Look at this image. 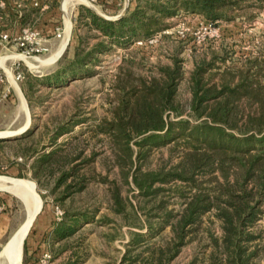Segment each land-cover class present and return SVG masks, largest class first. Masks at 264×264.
Instances as JSON below:
<instances>
[{"label":"trees","instance_id":"obj_1","mask_svg":"<svg viewBox=\"0 0 264 264\" xmlns=\"http://www.w3.org/2000/svg\"><path fill=\"white\" fill-rule=\"evenodd\" d=\"M137 1L135 8L129 7L118 19H107L92 8H84L87 25L98 30L102 40L87 49L80 37L75 56L54 81L91 74L100 62L99 53L112 45L149 39L166 29V20L180 12L206 21L228 22L245 8L264 3ZM111 9H116L114 4ZM123 62L113 84L115 97L111 99L109 115L90 126L94 137L105 136L102 140L109 144L122 184L134 186L138 191L135 197L140 199L137 206L132 198L123 195L122 185L114 184L112 188L113 212L133 219L127 222L131 240L123 264H172L182 248L195 239L208 213L217 217L222 229L221 238L210 233L214 246L210 264H261L256 259L263 249L255 244L260 234L254 226L264 215V57L250 62L246 71L233 73L229 82H215L213 77L205 76L214 62L198 64L189 79L192 97L188 105L179 100V84L184 79L181 60L156 66L149 75L135 71L134 58H124ZM244 99L256 106L247 116L239 106ZM78 124L79 120L60 125L52 138L54 147L48 152L39 153L34 132L16 139V153L36 156L33 177L40 183H53L51 191L60 193L56 199L62 204L87 188L85 168L98 155L95 150L88 155L84 148H70L68 143L59 142V137ZM23 141L29 144L24 146ZM163 147L168 148L169 159L157 168L143 169L152 150ZM176 155L179 160L172 162ZM175 201L179 202L178 208L171 206ZM139 209L146 215L147 226L140 223ZM92 218L93 214L86 210L66 208L62 219L55 222L57 252L72 248L70 240ZM144 227L146 233L132 230ZM167 227L169 231L165 233ZM78 262L69 258L66 264Z\"/></svg>","mask_w":264,"mask_h":264},{"label":"rangeland","instance_id":"obj_2","mask_svg":"<svg viewBox=\"0 0 264 264\" xmlns=\"http://www.w3.org/2000/svg\"><path fill=\"white\" fill-rule=\"evenodd\" d=\"M107 1L108 3L97 0L94 3L96 5L94 7L99 10L98 14L107 19L118 18L123 12L125 14L129 7L135 8L138 2L137 0ZM53 2L55 7H63L67 14L72 15L76 28L70 43L67 45L64 41L65 47L63 53L58 55H61L60 57L50 60L64 44L60 40L52 39L51 53L42 56L39 60L29 62L33 64H30L31 69L24 63L26 78L20 82L22 92L12 91L8 98L0 99V133L15 134H10L11 136L7 138L0 137L2 140L0 141V176L33 182L42 200V209L33 222L27 239L43 211L52 212L57 222L59 210L63 212L66 208L71 211L86 210L93 214L92 221L87 222L70 240L72 248L69 249V258H73L74 261L79 260L78 264H123L128 242L131 240V228L127 222L133 219L113 212L112 188L114 184L122 185L123 195L132 198L137 206L140 199L135 197L138 191L134 186L131 188L122 184L121 174L119 168L113 163L109 144L106 140H102L105 136L94 137L92 134L94 125L109 115L111 99L115 97L113 84L121 73L119 67L123 65L124 58H134L137 62L134 65L135 71L138 74L149 75L156 66H169L175 60H181L184 79L179 84V100L183 105H188L192 97L189 79L198 64L214 62V67L209 69L205 76L213 77L215 82H229L233 73L238 74L239 70L246 71L250 62L264 57V3L245 8L233 21L219 22L221 36L218 38L211 31L205 35V38L197 35L202 27L201 24H207V21L201 17L180 12L166 20L167 28H174L172 34L161 35L156 43L149 44L148 47L136 45V42L112 45L98 54L100 62L94 66V72L78 77H60L61 81L57 82L54 78L61 74L75 56L80 37L84 39V46L87 49L100 42L102 37L99 36L98 30L87 25L89 22L87 14L75 16L78 11L91 7L88 0H72L66 7V0ZM113 4L118 12L116 14H113L111 9ZM124 68L127 69V67ZM234 79L236 81L238 78ZM239 106L246 116L256 109V106L251 105L246 99L242 100ZM185 116L195 121V118L187 113ZM76 120H79L81 124L73 127L70 133L59 137V142L68 143L70 148H84L88 155L95 150L98 155L85 168V174L88 177L87 188L63 202L64 207L56 199L60 193L51 191L53 183H40L33 177L36 156L24 157L16 153V139L34 132L39 153L48 152L54 147L52 138L59 126ZM242 123L243 120L240 119L239 124ZM91 125H93L92 129ZM18 132L20 133L16 134ZM85 140L88 143H85ZM27 144H29L28 141H23L24 146ZM169 157L167 147L153 149L147 164L143 163V169L157 168ZM179 158L177 155L174 156L172 162H177ZM171 206L178 208L179 202L175 201ZM0 213H6L10 219L9 229L0 241L1 252L4 245L26 221L28 212L20 197L0 189ZM139 214L142 217L140 223L147 226L146 215L141 209ZM103 217L109 221L105 222ZM132 230L147 232L145 227L144 229L132 228ZM254 230L260 234L255 244L258 243L264 253V215L257 221ZM168 231L167 227L164 232L168 233ZM210 233L218 238L222 236L220 221L213 213L204 216L195 239L182 248L172 264H210L209 256L214 250ZM27 239L24 244L22 264L26 259ZM263 253L256 259L258 263H264ZM1 262L7 264L3 260Z\"/></svg>","mask_w":264,"mask_h":264},{"label":"crops","instance_id":"obj_3","mask_svg":"<svg viewBox=\"0 0 264 264\" xmlns=\"http://www.w3.org/2000/svg\"><path fill=\"white\" fill-rule=\"evenodd\" d=\"M0 1L6 2V8L2 10L3 22L0 24V34H15L20 32L22 28L30 26L41 30L46 36H49L54 40H58L54 36L57 28L61 27L66 28L65 41L67 42V45L72 40L74 33L73 31L76 28L75 22L72 18V15L70 16L67 14L63 7H55L54 4L51 3L49 8L42 9L35 7L33 0ZM92 9L99 13L98 9L94 7H92ZM113 10V14L118 13L117 9L114 11ZM123 13L122 15H124ZM76 15L79 17V15L81 16L84 14L81 10L78 11L75 16ZM4 54L9 55L10 51H3L0 46V55ZM14 91L22 92L20 83L15 86ZM9 225V217L6 215V213H0V241L8 231ZM54 227V214L50 211H43L37 219L36 225L32 230V234L28 239L27 237L29 233L26 237V264H42L41 260L46 252L52 253V264H66L68 262L69 249L62 250L61 253L57 252L59 250V243L54 238Z\"/></svg>","mask_w":264,"mask_h":264},{"label":"built area","instance_id":"obj_4","mask_svg":"<svg viewBox=\"0 0 264 264\" xmlns=\"http://www.w3.org/2000/svg\"><path fill=\"white\" fill-rule=\"evenodd\" d=\"M33 1L35 7L47 9L54 0ZM96 1L97 0H88L89 4L93 5V7H96V5H94ZM5 8L6 2L0 1V24L3 22L2 10ZM121 16L122 15L118 16V18ZM218 23L219 22L207 21V24H201L202 27L197 35H202V37L205 38V35L211 31L215 37H220L221 25ZM173 29L174 28H167L162 32H157L147 40L137 41L136 45L143 46L145 44L156 43L161 35L166 33L172 34L174 31ZM54 37L64 42L66 40V28H57ZM0 46L3 51H10L9 55H0V99H6L10 96L12 91H14L15 86L26 78L24 63H26L29 69H31V65L33 64L29 62L39 60L42 56L51 53L52 38L46 36L41 30L27 26L15 34L1 33ZM63 215L64 212L59 210L57 219L61 220ZM52 260V253L46 252L42 257L41 262L42 264H52Z\"/></svg>","mask_w":264,"mask_h":264},{"label":"bare ground","instance_id":"obj_5","mask_svg":"<svg viewBox=\"0 0 264 264\" xmlns=\"http://www.w3.org/2000/svg\"><path fill=\"white\" fill-rule=\"evenodd\" d=\"M71 1L72 0H66L65 7L68 6ZM64 47L65 42L50 60H54L62 51H64ZM8 134L11 133L1 132L0 136ZM0 189L12 192L20 197L25 203L28 212L26 221L13 234L6 245H4L3 250L0 252V264H2V260L7 264H22L23 241L26 234L29 233L31 226L33 225L35 216L42 209V200L36 191L35 184L26 179L0 176Z\"/></svg>","mask_w":264,"mask_h":264},{"label":"water","instance_id":"obj_6","mask_svg":"<svg viewBox=\"0 0 264 264\" xmlns=\"http://www.w3.org/2000/svg\"><path fill=\"white\" fill-rule=\"evenodd\" d=\"M91 7H93V5H91ZM20 132H18V133H16V134H19ZM11 135H15V134H11ZM10 134H8V135H4V136H0V137H4V138H7V137H9V136H11ZM39 214V213H38ZM37 214V215H38ZM37 215L35 216V218H34V220L36 219V217H37ZM32 227V226H31ZM27 235H28V233L26 234V236H25V238H24V241H23V250H24V244H25V240H26V237H27Z\"/></svg>","mask_w":264,"mask_h":264}]
</instances>
